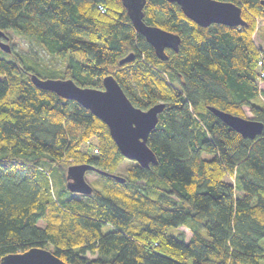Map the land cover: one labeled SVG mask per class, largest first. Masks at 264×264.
I'll use <instances>...</instances> for the list:
<instances>
[{"label": "trees", "instance_id": "trees-1", "mask_svg": "<svg viewBox=\"0 0 264 264\" xmlns=\"http://www.w3.org/2000/svg\"><path fill=\"white\" fill-rule=\"evenodd\" d=\"M225 1L246 25L203 26L174 1L145 0L144 21L180 37L160 59L121 0H0L7 38H30L61 64L0 49V257L44 247L70 263L264 264V47L253 40L263 5ZM30 73L96 88L112 74L133 105L163 101L146 139L156 162L69 191L67 165L114 173L124 157L104 122ZM207 105L241 116L247 106L262 131L244 137Z\"/></svg>", "mask_w": 264, "mask_h": 264}, {"label": "water", "instance_id": "water-1", "mask_svg": "<svg viewBox=\"0 0 264 264\" xmlns=\"http://www.w3.org/2000/svg\"><path fill=\"white\" fill-rule=\"evenodd\" d=\"M176 2L182 12L200 25L212 22L227 25H246L241 16V7L232 1L225 0H168ZM133 28L142 34L151 44L157 57H167L165 48L177 50L180 37L177 33L168 31L156 24L146 23L143 19V5L145 0H121ZM263 5L264 0H260ZM2 37V38H1ZM7 36L0 29V49L10 51ZM133 52L119 59V63L130 61ZM31 82L43 89L53 91L57 95L73 99L87 108L93 115L103 121L108 132L115 142L119 153L138 165L147 167L156 162L154 151L147 145L146 139L149 131L158 121L164 103L158 101L146 109L131 103L118 81L111 74L102 78V88L78 85L72 78L39 77L30 73ZM207 108L228 126L244 137L253 138L260 134L263 123L228 111L221 110L212 105ZM87 169H96L99 173L111 176L115 181L122 182L124 177L117 173L106 172L95 168L87 162L72 163L66 166V187L71 192L89 194L91 185L86 181L84 173ZM0 264H88L65 262L49 249L44 247H30L20 252L6 253L0 257ZM109 264V263H92Z\"/></svg>", "mask_w": 264, "mask_h": 264}, {"label": "rangeland", "instance_id": "rangeland-1", "mask_svg": "<svg viewBox=\"0 0 264 264\" xmlns=\"http://www.w3.org/2000/svg\"><path fill=\"white\" fill-rule=\"evenodd\" d=\"M100 9V8H99ZM257 28L253 33V40L254 43L257 46H262L264 47V18L260 17L257 19ZM11 39H5L13 49L26 54L29 57H33L39 61L48 63V64H57L61 65L59 63V60H57L55 57L49 55L46 53L41 47H39L32 39L17 35L13 32L10 33ZM260 87L264 90V81L259 82ZM244 113L246 117H251L252 114L247 106H243ZM89 143V141H87ZM202 155L205 157H209L212 155L210 152H202ZM133 160L127 159V158H122L120 162L118 163L116 169L113 171L114 173L117 174H124L126 169L130 166L131 162ZM84 177L86 181L92 186H100V184L105 180V178L97 173L94 170L88 169L84 173ZM39 224H43V220L39 219L38 220ZM107 226H102V230H106ZM178 230H181L184 232V238H187L191 233L189 228L186 226H179ZM260 244L264 245V236L260 239L259 241ZM86 260L92 259L94 256L86 253L84 255Z\"/></svg>", "mask_w": 264, "mask_h": 264}, {"label": "bare ground", "instance_id": "bare-ground-1", "mask_svg": "<svg viewBox=\"0 0 264 264\" xmlns=\"http://www.w3.org/2000/svg\"><path fill=\"white\" fill-rule=\"evenodd\" d=\"M99 8H100V10H103V8L101 7V6H99ZM108 75V74H107ZM112 75V74H111ZM102 87H103V85H102ZM95 116V115H94ZM103 122V121H102ZM124 158H126V157H124ZM128 159V158H127ZM95 167V166H94ZM96 168V167H95ZM99 169V168H98ZM88 170V169H87ZM91 170H94V171H96V172H98L96 169H91ZM101 170V169H100ZM101 175H105V176H109V175H107V174H104V173H100ZM109 177H111V176H109ZM112 178V177H111ZM65 186H66V178H65ZM92 187V186H91ZM67 188V187H66ZM68 189V188H67ZM92 190H93V188H92ZM92 190H91V192H92ZM90 192V193H91ZM73 193H79V192H73ZM89 193V194H90ZM79 194H82V193H79Z\"/></svg>", "mask_w": 264, "mask_h": 264}, {"label": "flooded vegetation", "instance_id": "flooded-vegetation-1", "mask_svg": "<svg viewBox=\"0 0 264 264\" xmlns=\"http://www.w3.org/2000/svg\"><path fill=\"white\" fill-rule=\"evenodd\" d=\"M97 173H99V172H97ZM100 174V173H99Z\"/></svg>", "mask_w": 264, "mask_h": 264}]
</instances>
